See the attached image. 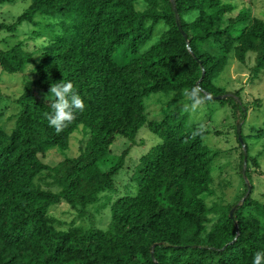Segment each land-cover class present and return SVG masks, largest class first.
I'll list each match as a JSON object with an SVG mask.
<instances>
[{
	"label": "trees",
	"instance_id": "16d2710c",
	"mask_svg": "<svg viewBox=\"0 0 264 264\" xmlns=\"http://www.w3.org/2000/svg\"><path fill=\"white\" fill-rule=\"evenodd\" d=\"M172 1L174 11L169 0H30L11 24L0 23L14 31L38 25L36 15L59 18L44 26L52 37L42 45L27 49L18 41L0 49L1 70L27 74L10 129L0 126V264H252L264 251V203L249 197V155L243 143V160L235 131L249 191L228 207L207 206L206 131L186 126L181 107L147 120L143 103L153 92L177 95L199 85L205 100L220 95L236 119L243 117L238 95L212 79L228 55L243 63L251 53L253 71H264V21L244 6L232 14L225 0ZM61 80L73 83L85 107L57 133L44 113L51 111L49 87ZM141 126L160 141L139 157L134 193L108 205L106 228H56L49 207H84L112 189L127 150L108 169L99 166L115 138L133 144ZM79 127L86 137L75 156L57 167L41 161L38 154L49 149L65 151ZM45 169L54 171L56 192L33 183ZM210 213L216 217L209 225Z\"/></svg>",
	"mask_w": 264,
	"mask_h": 264
},
{
	"label": "rangeland",
	"instance_id": "374dc122",
	"mask_svg": "<svg viewBox=\"0 0 264 264\" xmlns=\"http://www.w3.org/2000/svg\"><path fill=\"white\" fill-rule=\"evenodd\" d=\"M30 0H0V23L9 25L28 5ZM233 6L234 14L240 6L247 7L251 16L264 21V0H225ZM37 23L32 26L22 23L14 31L0 28V49L5 50L13 43L22 41L23 46L31 49L32 46H40L51 34L44 26L59 18H49L44 15H36ZM34 29V33L31 30ZM54 25V31H58ZM37 31L41 32L37 35ZM32 36V38H31ZM253 54H246L243 63L238 62L228 55L223 69L216 75L212 82L223 88L226 92H233L240 98L244 107L243 117H234L233 108L227 102L218 99H206L196 110L185 111L181 101L182 93L153 92L143 98L147 120L159 119L162 112L168 109L181 107L185 116V125L194 126L206 134L202 137L203 144L210 150V183L211 194L206 196L207 206L215 204L217 207H228L241 198L245 192V185L241 178L240 151L234 134V125L240 123V134L246 151L249 155L247 172L250 180V195L253 201L264 203V71H253ZM23 73H7L0 69V126L8 131L12 125L13 116L17 112L15 99L21 92L23 85ZM240 116L241 111L235 112ZM86 137L80 127L69 138L68 148L61 152L54 148L38 154L43 163L49 167H57L64 157H72L77 154L78 146ZM131 144L124 138L117 137L110 144L109 153L105 162L99 167L106 170L115 161L118 155L127 150L121 168L112 177L113 188L102 189L96 195L93 203L84 207H70L60 201L49 207L48 215L52 217L54 225L58 229H65L70 225H78L83 228L93 227L105 229L109 221L108 205L116 197L123 194H133L135 186L131 175L138 163V159L149 148L157 144L160 139L141 126ZM54 171L42 170L33 180L39 188L56 192L58 190L54 180ZM249 208H245L244 212ZM209 225L214 221L216 213L208 215Z\"/></svg>",
	"mask_w": 264,
	"mask_h": 264
},
{
	"label": "clouds",
	"instance_id": "9594fccd",
	"mask_svg": "<svg viewBox=\"0 0 264 264\" xmlns=\"http://www.w3.org/2000/svg\"><path fill=\"white\" fill-rule=\"evenodd\" d=\"M203 90L199 85L191 89L183 90L184 99L181 103L184 105L185 111L196 110L205 102V96L202 95ZM48 95L53 97L50 103V112L44 113L48 121L49 127L55 129L57 133L63 131L76 118V113L82 111L85 107L82 97L74 90L71 81H63L52 83L48 90ZM190 102V103H189ZM252 264H264V251H257L253 255Z\"/></svg>",
	"mask_w": 264,
	"mask_h": 264
},
{
	"label": "water",
	"instance_id": "95a60500",
	"mask_svg": "<svg viewBox=\"0 0 264 264\" xmlns=\"http://www.w3.org/2000/svg\"><path fill=\"white\" fill-rule=\"evenodd\" d=\"M169 1L171 3L172 9L174 11L173 1L172 0H169ZM174 19H175V24L177 26V29L181 32L180 25H179V20H178V17H177L176 14H174ZM182 36L184 37L183 34H182ZM207 97L208 98H212V99H218V98H220L222 96H220V95H218V96L208 95ZM239 129H240V125H239V123H236L235 133H236V137H237L239 143L241 144V149H242V154H243V160H244L245 155H246V152H245V146H244V144H243V142L241 141V138H240V131H239ZM244 168H245V163H243V165H242L241 175H242V179H243L244 183L246 184L245 194H247L248 191H249V186H248L247 180H246L245 175H244ZM231 211H232V209H230L229 212H228L229 217L231 216Z\"/></svg>",
	"mask_w": 264,
	"mask_h": 264
}]
</instances>
